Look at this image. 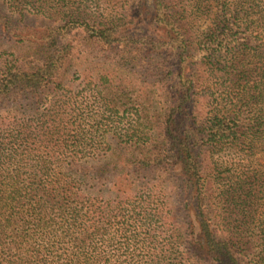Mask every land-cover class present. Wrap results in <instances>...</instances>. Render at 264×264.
<instances>
[{
    "label": "trees",
    "instance_id": "obj_1",
    "mask_svg": "<svg viewBox=\"0 0 264 264\" xmlns=\"http://www.w3.org/2000/svg\"><path fill=\"white\" fill-rule=\"evenodd\" d=\"M263 153L264 0H0V264H264Z\"/></svg>",
    "mask_w": 264,
    "mask_h": 264
},
{
    "label": "rangeland",
    "instance_id": "obj_2",
    "mask_svg": "<svg viewBox=\"0 0 264 264\" xmlns=\"http://www.w3.org/2000/svg\"><path fill=\"white\" fill-rule=\"evenodd\" d=\"M26 22H28L29 24H36V23L38 22V19H35V18H33V17H29V18L27 19ZM107 142H108L111 146H115V145L117 144V142H116L112 137H109L108 140H107ZM258 160H259V162L264 166V153L261 154V155L258 157ZM168 183L171 184V185H170V188H169L170 201H171V203H174V202H175V197H174V195H175V193H174L175 189H174V185L176 184V182H175L174 179H169V178H168ZM174 205H175V204H174ZM180 215H181V214H180ZM181 217L184 218V216H181ZM181 217H180L179 222L183 223V219H181ZM183 231H185V229H183Z\"/></svg>",
    "mask_w": 264,
    "mask_h": 264
}]
</instances>
